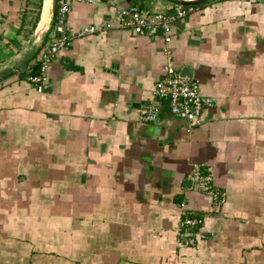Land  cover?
<instances>
[{
    "label": "crops",
    "instance_id": "obj_1",
    "mask_svg": "<svg viewBox=\"0 0 264 264\" xmlns=\"http://www.w3.org/2000/svg\"><path fill=\"white\" fill-rule=\"evenodd\" d=\"M176 6L71 3L70 42L38 91L26 77L57 7L0 0V264H264V0L188 6L168 44L115 26L74 36L131 7ZM165 48L213 102L190 131L154 96ZM149 101L160 110L143 122ZM194 164L225 193L219 208L195 189ZM186 216L203 218L195 245L176 235Z\"/></svg>",
    "mask_w": 264,
    "mask_h": 264
},
{
    "label": "built area",
    "instance_id": "obj_2",
    "mask_svg": "<svg viewBox=\"0 0 264 264\" xmlns=\"http://www.w3.org/2000/svg\"><path fill=\"white\" fill-rule=\"evenodd\" d=\"M94 0H56L57 12L55 15L54 31L56 36L48 47L41 50L37 58L38 73L28 74L27 81L36 86L40 91L47 83V68L56 52L69 44L71 36L66 32L65 20L69 5L75 2H88ZM188 7L176 6L172 11H156L152 14L140 12L131 7L129 10H121L115 16L114 22L105 21L102 26L87 25L76 32L74 36H83L103 31L111 27L124 28L136 34H152L160 31L166 44L170 42L173 22L186 16ZM167 55L164 64V73L154 85V96L158 99L168 101L169 110L172 114L187 121V131L200 123L201 112L206 107H211L213 102L210 97L203 96L199 84L195 80H189L179 75L177 68L173 65L170 52L164 50ZM160 106L155 101H149L138 108L139 119L143 122H152L157 118ZM195 189L207 195L213 205L219 208L225 202V193L212 184L209 173L201 170V165L194 164L190 177ZM184 207V204H182ZM203 218L200 216H186L180 222L176 230L178 239H182L186 245H195L206 236L201 231Z\"/></svg>",
    "mask_w": 264,
    "mask_h": 264
},
{
    "label": "water",
    "instance_id": "obj_3",
    "mask_svg": "<svg viewBox=\"0 0 264 264\" xmlns=\"http://www.w3.org/2000/svg\"><path fill=\"white\" fill-rule=\"evenodd\" d=\"M169 3L179 5V6H192V5H198L200 3L209 1V0H166ZM130 5V3H129ZM56 8V0H52V14H54ZM37 40V34H34L33 38L29 41L28 47H30L33 42ZM183 78H191L192 74L189 67H183L179 74Z\"/></svg>",
    "mask_w": 264,
    "mask_h": 264
},
{
    "label": "trees",
    "instance_id": "obj_4",
    "mask_svg": "<svg viewBox=\"0 0 264 264\" xmlns=\"http://www.w3.org/2000/svg\"><path fill=\"white\" fill-rule=\"evenodd\" d=\"M200 4H202V3H200ZM200 4H199V5H200ZM56 7H57V5H56ZM53 19H54V18H53ZM36 73H38V65H37V63L35 64L34 69L30 71V74H36Z\"/></svg>",
    "mask_w": 264,
    "mask_h": 264
},
{
    "label": "bare ground",
    "instance_id": "obj_5",
    "mask_svg": "<svg viewBox=\"0 0 264 264\" xmlns=\"http://www.w3.org/2000/svg\"><path fill=\"white\" fill-rule=\"evenodd\" d=\"M47 3H45V8H44V12H43V19L42 20H44V18H45V12H46V8H47ZM43 22V21H42Z\"/></svg>",
    "mask_w": 264,
    "mask_h": 264
},
{
    "label": "rangeland",
    "instance_id": "obj_6",
    "mask_svg": "<svg viewBox=\"0 0 264 264\" xmlns=\"http://www.w3.org/2000/svg\"><path fill=\"white\" fill-rule=\"evenodd\" d=\"M47 2V1H46ZM48 8V7H47Z\"/></svg>",
    "mask_w": 264,
    "mask_h": 264
}]
</instances>
